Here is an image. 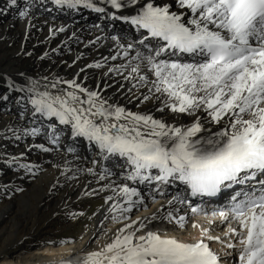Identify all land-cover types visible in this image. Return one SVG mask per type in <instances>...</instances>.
I'll list each match as a JSON object with an SVG mask.
<instances>
[{"label": "snow or ice", "instance_id": "6c2138e0", "mask_svg": "<svg viewBox=\"0 0 264 264\" xmlns=\"http://www.w3.org/2000/svg\"><path fill=\"white\" fill-rule=\"evenodd\" d=\"M17 3L6 0L0 14ZM38 3L57 9H91L102 20L123 21L136 32L131 38L107 36L99 24L93 27L101 34L94 38L82 40L72 32L69 42L83 44L98 58L80 67L71 79L29 77L26 84H9L11 91L21 95L15 97L18 119L0 129L3 165L35 179L42 169L23 162L25 153L59 152L62 137L73 143L86 141L93 152L89 158L69 146L63 167L51 165L69 186L82 175L91 177L82 195L102 196L106 214L121 225L81 264H222L229 258L233 264H264V0ZM36 6L33 0H25L18 11L27 22L26 31L34 27L31 10ZM65 30L64 26L49 28V33ZM65 47L72 52L68 44ZM84 56L79 51L69 67ZM88 69L100 73L95 87L85 83ZM40 82L43 91L37 87ZM111 89L115 91L109 96ZM120 97L136 102L137 111L121 104ZM9 100L7 94L0 96V102ZM141 105L151 108L140 111ZM3 114L8 115L7 109ZM45 134L50 146L24 143V151H7L9 144L18 147ZM177 186L182 191L171 195L169 187ZM2 187L5 196L23 191L10 184ZM145 188L159 207L133 219L132 211L144 205ZM225 191L230 194L223 206L212 210L209 227L193 221L192 227L200 229L199 238L180 239L152 227L166 221L183 228L188 210L202 211L192 205V198L203 201ZM157 195L170 198L160 203ZM181 208L187 209L183 215ZM215 218L228 225L223 233L227 242L210 235ZM207 241L219 242L227 251L217 252Z\"/></svg>", "mask_w": 264, "mask_h": 264}, {"label": "bare ground", "instance_id": "6f19581e", "mask_svg": "<svg viewBox=\"0 0 264 264\" xmlns=\"http://www.w3.org/2000/svg\"><path fill=\"white\" fill-rule=\"evenodd\" d=\"M33 2L37 4L31 10L34 27H29L27 31V22L18 17L19 9L25 7V0H18L15 7H9L7 12L0 14V96L7 94L10 97L7 104L0 102V129L9 121L18 119L15 97L21 94L11 91L9 89L10 83L23 85L28 82L29 77L33 79L48 77L51 80L53 76H58L71 79L80 67L90 63L94 57L98 58L96 53L91 49L84 48L83 44H77L74 40L69 42L68 38L72 32H77L82 40L94 38L101 34L93 27L99 24L107 36L117 34H124L128 38L136 36L135 29L130 26L125 28L126 23L102 20L100 14L97 15L99 18L94 22H73L72 19L75 16L70 17L68 14L86 9L83 7L75 10L66 8L68 13L54 6L51 11H46L37 0H33ZM6 6V0H0V9ZM107 7L109 11H112L110 6ZM117 14L130 13L118 12ZM62 26L65 27V32L50 35L49 28L55 29ZM90 31L91 37H87ZM62 44H68L72 52L69 53L66 48L68 56L58 57L57 52L51 50ZM79 51L85 53L84 59L69 67ZM100 51L104 55L108 54L107 49H100ZM21 73L23 75H20ZM86 74L89 77L85 82L86 85L95 87V81L100 75L99 71L88 69ZM83 75L81 74L79 79L83 80ZM37 87L41 91L44 90L42 82L38 83ZM60 87L64 86L60 85ZM50 90L55 94L54 89ZM113 91L115 89L109 90L107 95L111 96ZM119 102L125 104L132 111H137L136 102L127 103L123 97L119 98ZM145 108H151V105H141L139 110L144 111ZM5 109H7L8 115L3 114ZM156 115L159 116V114ZM23 123H27V121ZM45 127H47L46 121ZM24 143H43L45 146H50L45 134L37 138H28L26 141H22L18 147L9 144L7 151L11 154L24 151ZM61 145L59 152L43 153L38 149H33V151L29 150L25 153L23 162L39 164L42 169L37 172L35 179L29 178L23 171L17 172L8 168L0 161V207L4 206L8 197L3 195L4 189L2 187L7 184V181H14L13 189L21 186L23 189L25 188L23 192L16 194L15 198L8 200V203L13 201L14 203L10 209L0 214V264H57V261L62 260L60 258L69 254V259L78 258L81 255L85 256L88 252L96 250L99 246L110 241L116 229L121 226L114 224L111 216L106 214L107 206L103 205L102 196L82 195L85 191L84 185L88 183L91 177L82 175L78 182L71 183L69 186V182H66L60 171L51 166L52 164H60L63 167L64 153L69 146L75 147L81 156L91 158L93 152L87 147V142L81 140L73 143L71 139L62 137ZM67 159L72 160V155L68 154ZM91 186L96 187V184L93 183ZM144 191V205L132 211L130 215L133 219L137 216L147 215L159 207V203L148 200V189L145 188ZM178 191H182L179 186L168 189L171 195H175ZM26 194H30L28 200L32 203L31 211L28 215L19 214L18 218L15 217L16 221L13 222L12 219L10 220V214H18V211L14 212V207L18 206L19 201H22ZM168 198L170 196L161 197L157 195L156 201L162 203ZM191 203L193 206L196 205L193 200ZM222 203L218 198L214 206ZM186 210V208H181L180 214L183 215ZM193 215L196 214L190 210L187 211L184 226ZM152 227L160 229L163 227L165 229H169V227L181 228L175 223L168 224L166 221L163 224L153 223ZM11 230L14 233V238L7 240V237L4 236ZM177 231L179 230H173L171 233L162 232L180 238L176 235ZM105 232L107 235H104ZM223 240L227 242V238ZM209 242L216 243V241Z\"/></svg>", "mask_w": 264, "mask_h": 264}, {"label": "rangeland", "instance_id": "374dc122", "mask_svg": "<svg viewBox=\"0 0 264 264\" xmlns=\"http://www.w3.org/2000/svg\"><path fill=\"white\" fill-rule=\"evenodd\" d=\"M37 2H38V0H37ZM44 9L46 10V11H51L52 9H53V5L52 4H50V3H48L47 5H46V7H44ZM66 8H64L63 10H65ZM67 13H68V11L67 10H65ZM68 15H70V17H74L72 20H73V22H76V23H78V22H82L83 21V23L84 22H94V21H97V19L99 18L97 15H98V13H96V12H94V11H92L91 9H83L82 11H78V12H76V13H74V12H71L70 14H68ZM119 23H121V24H123V23H125V22H123V21H120ZM129 25L126 23V27L125 28H127ZM87 37H91V31H90V33H89V35L87 36ZM56 49H57V56L59 57V56H68V53H67V51H66V47H65V45L64 44H62V45H59V46H57L56 47ZM52 51V50H51ZM32 151H33V149H32ZM12 183V184H11ZM7 184H10V185H13L14 186V181L12 182H9V181H7ZM21 189H23V187L21 186L20 187ZM25 189V188H24ZM24 189H23V191H24ZM22 191V192H23ZM19 193H21V192H19ZM18 195V193H16V192H14L13 191V194L12 195H10V196H8L7 197V200H6V203L4 204V206H2V207H0V214H2V212L3 211H5V210H8V209H10L11 208V206H12V204L14 203V201L13 202H9L8 203V200H10V199H13V198H15L14 196L15 195ZM30 197V194H26L23 198H22V201H19V199L18 198H16L18 201H19V204H18V206H15L14 207V212L15 211H18V214H16V213H14V214H10V220L12 219V221L13 222H15L16 221V219H15V217L16 218H18V215L19 214H24V215H28L29 213H30V211H31V201L30 200H28V198ZM148 200L149 201H152L151 200V198L150 197H148ZM153 202V201H152ZM139 209V208H138ZM6 217H7V214L5 215ZM4 237H7V240H12L13 238H14V233H13V231L11 230L8 234H6ZM86 254V253H85ZM60 259H62V258H60ZM57 262H59V261H57Z\"/></svg>", "mask_w": 264, "mask_h": 264}]
</instances>
